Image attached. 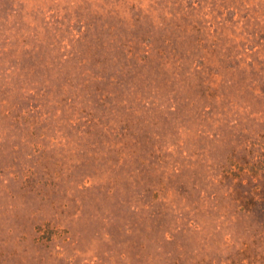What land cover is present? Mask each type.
<instances>
[{"label": "rangeland", "instance_id": "1", "mask_svg": "<svg viewBox=\"0 0 264 264\" xmlns=\"http://www.w3.org/2000/svg\"><path fill=\"white\" fill-rule=\"evenodd\" d=\"M0 264H264V0H0Z\"/></svg>", "mask_w": 264, "mask_h": 264}]
</instances>
